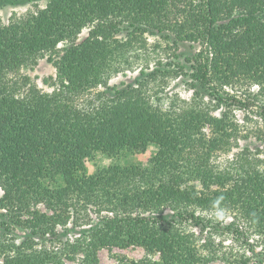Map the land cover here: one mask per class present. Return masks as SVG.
I'll list each match as a JSON object with an SVG mask.
<instances>
[{"label": "trees", "instance_id": "obj_1", "mask_svg": "<svg viewBox=\"0 0 264 264\" xmlns=\"http://www.w3.org/2000/svg\"><path fill=\"white\" fill-rule=\"evenodd\" d=\"M146 35L173 52L112 86ZM46 57L51 91L25 72ZM183 76L190 103L163 104ZM26 127L36 147L0 153V264H103L137 246L109 264H264V0H48L0 19V136ZM251 136L255 150L239 143ZM150 145L147 164H84Z\"/></svg>", "mask_w": 264, "mask_h": 264}, {"label": "rangeland", "instance_id": "obj_2", "mask_svg": "<svg viewBox=\"0 0 264 264\" xmlns=\"http://www.w3.org/2000/svg\"><path fill=\"white\" fill-rule=\"evenodd\" d=\"M48 0H22L19 3H13L15 0H8L7 2L0 1V19L4 24L9 23L10 19L17 15L22 16L23 14L28 13L31 10H36L37 7H45ZM87 29H84L80 37H84L87 35ZM147 38V49L139 52V58L136 60L137 62L133 65L132 68H128L125 71H121L117 74H114L110 80V84L112 86L121 87L123 85H126L128 83L134 82L136 76L139 73L140 67L142 65H145V55L146 53L150 52L151 54L154 53L157 57L161 55L164 59H167L165 56V52L172 53L173 49L168 48V44L166 43V40L164 38H161L158 35H146ZM63 44H60L62 46ZM181 49L178 51V53H184V56L193 52L195 49L191 47L188 43H181L180 45ZM158 53V54H157ZM183 56V57H184ZM153 57L150 58L149 63L150 66L153 67L155 65L156 59ZM171 57V56H170ZM173 60H175L174 57H172ZM29 75H31L34 80L38 83L39 87L46 90L51 91L52 88L49 87L45 82L44 79L49 78L50 76L56 75V68L53 64V61L46 58H43L39 61V64L35 69H28L25 70ZM188 78L186 76L174 78V77H168L167 84L163 87L164 89L158 90V96L160 97V100L164 104H168L171 101L180 104V105H186L190 103L192 99L193 89L190 87L189 82L187 80ZM154 85V84H153ZM157 88V87H156ZM101 89V88H100ZM88 97H84L82 102L83 104H87L89 101ZM247 111L238 110L236 112V115L238 119L241 120L246 117ZM254 117V122L250 124V127H253L256 121V117ZM240 145L244 146L246 143L252 148V150H255L257 147L258 142L255 139V136H251V138L248 141H245L244 139H240L239 141ZM37 145L36 143V137L35 134L30 131L29 127H26L24 129L15 131L11 134L10 137H1L0 136V153H18L22 151L23 148H27L29 150L35 148ZM262 149V156H264V146H261ZM157 151V147L155 145H150L145 152H124L118 157H109L104 154H96L92 158H87L84 160L85 166L88 168L89 172H94L99 167L110 165L114 163H121L123 165L133 164V163H142L147 164L149 162V159L155 154ZM238 151L237 148L233 149V152ZM232 154V152H231ZM230 154V156H231ZM2 195V190L0 188V196ZM220 219L224 220L225 222L230 221L232 218L229 215L220 214ZM222 238L225 239L224 244L230 246L232 243H235L236 240L232 238V236H222ZM219 239V238H218ZM217 239V240H218ZM256 239V238H252ZM255 242V240H253ZM236 248H238V243H235ZM225 248V247H224ZM245 249H248V245H246ZM257 250H260L259 248H256ZM145 250L142 247H130L127 249H120V248H114L113 251H110L108 249H103L100 251V259L103 264H109L114 263L116 261L115 255L121 254L125 255L129 258H142L145 255ZM211 264H227L224 261L217 260Z\"/></svg>", "mask_w": 264, "mask_h": 264}]
</instances>
